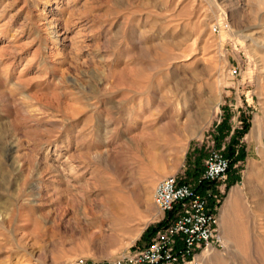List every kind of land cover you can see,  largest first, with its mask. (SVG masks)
Segmentation results:
<instances>
[{
	"label": "rangeland",
	"instance_id": "rangeland-1",
	"mask_svg": "<svg viewBox=\"0 0 264 264\" xmlns=\"http://www.w3.org/2000/svg\"><path fill=\"white\" fill-rule=\"evenodd\" d=\"M214 149L225 240L202 264H264V0H0V264L114 263Z\"/></svg>",
	"mask_w": 264,
	"mask_h": 264
},
{
	"label": "built area",
	"instance_id": "built-area-1",
	"mask_svg": "<svg viewBox=\"0 0 264 264\" xmlns=\"http://www.w3.org/2000/svg\"><path fill=\"white\" fill-rule=\"evenodd\" d=\"M230 168V159L214 149L205 161L201 188L175 175L160 180L153 198L165 226L112 264H202L205 250L224 244L219 205Z\"/></svg>",
	"mask_w": 264,
	"mask_h": 264
},
{
	"label": "bare ground",
	"instance_id": "bare-ground-1",
	"mask_svg": "<svg viewBox=\"0 0 264 264\" xmlns=\"http://www.w3.org/2000/svg\"><path fill=\"white\" fill-rule=\"evenodd\" d=\"M52 8V7H51ZM257 35V34H256ZM258 40V39H257ZM253 43V42H252ZM262 44V43H261ZM149 81V80H148ZM151 82V81H150ZM126 83V82H125ZM153 83V82H152ZM130 84V82H129ZM134 86V83L132 84ZM133 88V87H132ZM129 89V88H128ZM134 89V88H133ZM212 103V102H211ZM178 107V106H177ZM204 108V107H203ZM210 108V107H209ZM199 109V108H197ZM206 109V108H204ZM207 110V109H206ZM177 112V111H176ZM206 112V111H205ZM180 114V113H179ZM177 118V117H176ZM183 123V122H182ZM179 122L178 119H171L169 122H167L165 124V128H164V135H162V137L164 138V140H166V142H169L170 144H174L177 145L178 147H180L182 145V142L185 140V136L183 135V129L186 127V125L182 126L183 124ZM187 130V129H186ZM192 128H190V133L189 134V138L190 137H194V133H192L193 131H191ZM259 131V130H257ZM197 135V134H195ZM188 139V138H187ZM176 147V146H175ZM232 200V199H231ZM138 201V200H137ZM115 205V204H114ZM116 206V205H115ZM125 207H127L126 209H129L128 204L125 205ZM118 209V208H117ZM117 212V211H116ZM223 215L225 218L229 219L230 215L227 212V210L225 209L223 212ZM234 218V217H233ZM224 223V222H222ZM219 224H220V220H219ZM237 227V226H236ZM220 231H221V227H220ZM221 234L223 236V233L221 231ZM224 239V236H223ZM225 240V239H224ZM212 251V250H211ZM212 254V253H211ZM220 263V262H219Z\"/></svg>",
	"mask_w": 264,
	"mask_h": 264
},
{
	"label": "trees",
	"instance_id": "trees-1",
	"mask_svg": "<svg viewBox=\"0 0 264 264\" xmlns=\"http://www.w3.org/2000/svg\"><path fill=\"white\" fill-rule=\"evenodd\" d=\"M231 161V160H230ZM201 186H203L202 184L198 186V188H201ZM163 226H165V221L161 222L160 223V226L157 228V229H160L162 228ZM157 231V230H156ZM155 231V232H156ZM155 232H150L148 233L147 237L145 238V240H147V242L150 240V238L152 237V235L155 233Z\"/></svg>",
	"mask_w": 264,
	"mask_h": 264
}]
</instances>
